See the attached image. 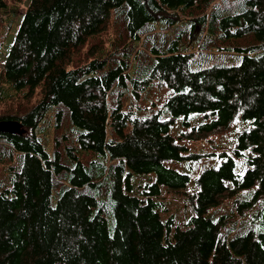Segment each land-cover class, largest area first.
<instances>
[{
  "label": "trees",
  "instance_id": "16d2710c",
  "mask_svg": "<svg viewBox=\"0 0 264 264\" xmlns=\"http://www.w3.org/2000/svg\"><path fill=\"white\" fill-rule=\"evenodd\" d=\"M154 85L168 90L158 109H122L124 92ZM6 89L40 98L0 116L29 131L0 133V264H264V0H30L1 99ZM62 110L76 133L64 160L35 135ZM238 112L251 126L193 179L194 214L162 219V191L192 179L167 163L198 156L171 135L174 120L210 117L202 135Z\"/></svg>",
  "mask_w": 264,
  "mask_h": 264
},
{
  "label": "rangeland",
  "instance_id": "374dc122",
  "mask_svg": "<svg viewBox=\"0 0 264 264\" xmlns=\"http://www.w3.org/2000/svg\"><path fill=\"white\" fill-rule=\"evenodd\" d=\"M29 1L30 0H4L5 8L0 10V70L12 44L22 14L27 8ZM108 31L110 33L112 29H108ZM200 31L201 27H197L196 32L199 33ZM201 33L202 36L203 32L201 31ZM81 61L82 59L75 57L76 64H79ZM234 62L233 59H230L225 62V65H232ZM167 91L168 90L164 86L160 85L159 87L154 85L145 95L134 100L131 95V90H128V92H124L121 95L122 109L127 110L129 108L133 114L138 112L139 114L141 113L142 116L146 115L150 113V111L160 107L161 99L165 96ZM2 96L3 99L0 98V116L8 114H17L21 116L23 114L22 112L30 109L40 98L37 92L28 99L23 96V94L18 96V94H14L8 89L4 91ZM116 96L117 93L109 96L108 101L110 104L115 102ZM61 113L60 122L56 124L54 112H49L43 121L39 123L35 130V135L41 140L50 155L54 152H58L61 159L64 160V148L75 147L76 133L71 128L67 111L62 110ZM164 119H169V115L164 116ZM204 121H210V117L205 118L199 115H192L188 127L181 126L179 119L174 120L175 123L171 126V135H175V139L180 144H184L188 147V152H186L185 155L190 153L198 155L197 158L193 160L187 159L180 163H167L168 167L176 169L181 173L189 174L192 178L191 184L183 193H172L164 189L161 196L158 198V201L164 205V208L162 207L164 211H159L162 219L173 217L176 224L182 225L194 214L191 201V196L194 192H192L193 189H191V186L198 172L201 169L217 167L220 161L218 153L226 152L231 155L237 135L251 126L248 121L241 119V114L238 112L234 115L228 126L201 135V133L197 131V125ZM21 129L24 130V133H29V131L23 127H21ZM80 157L85 163L90 159L89 154H80ZM238 163L241 162L238 161ZM9 165V161H0V184L6 179ZM241 171H243V169ZM231 204V198L224 199L221 206L218 208L219 213H226L231 210Z\"/></svg>",
  "mask_w": 264,
  "mask_h": 264
},
{
  "label": "water",
  "instance_id": "95a60500",
  "mask_svg": "<svg viewBox=\"0 0 264 264\" xmlns=\"http://www.w3.org/2000/svg\"><path fill=\"white\" fill-rule=\"evenodd\" d=\"M20 122L16 120H2L0 121V133L6 134H23Z\"/></svg>",
  "mask_w": 264,
  "mask_h": 264
}]
</instances>
